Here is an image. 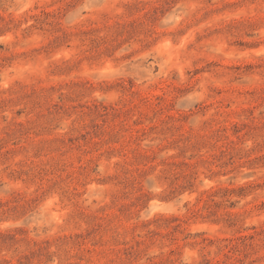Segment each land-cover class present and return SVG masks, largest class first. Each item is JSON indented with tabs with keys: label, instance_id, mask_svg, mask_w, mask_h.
I'll use <instances>...</instances> for the list:
<instances>
[{
	"label": "rangeland",
	"instance_id": "rangeland-1",
	"mask_svg": "<svg viewBox=\"0 0 264 264\" xmlns=\"http://www.w3.org/2000/svg\"><path fill=\"white\" fill-rule=\"evenodd\" d=\"M0 264H264V0H0Z\"/></svg>",
	"mask_w": 264,
	"mask_h": 264
}]
</instances>
